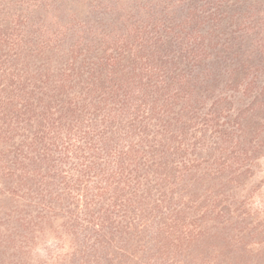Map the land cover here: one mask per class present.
Here are the masks:
<instances>
[{"label":"trees","instance_id":"1","mask_svg":"<svg viewBox=\"0 0 264 264\" xmlns=\"http://www.w3.org/2000/svg\"><path fill=\"white\" fill-rule=\"evenodd\" d=\"M3 31L0 181L9 194L25 200L26 209H34L16 211L24 216L27 233L22 249L30 251L48 237L61 250L70 242L80 264L81 249L90 241L84 264H250L233 257V250L244 251L252 242L248 236H259L263 224L249 223L247 212L223 193L221 202L212 201L210 191L197 192L203 173H197L200 157L189 152L194 144L183 123L189 117L170 121L171 106L159 103L164 81L153 84L155 77L126 73L122 55L97 64L92 58L82 61L85 69L58 66V76L46 68L52 60L45 57L35 74L24 65L35 59L20 55L26 48L21 36ZM105 69L112 70L103 81ZM70 171L77 177H69ZM55 219L64 221L60 229L52 226ZM211 224L231 230L223 246L207 253L203 244L213 238H208ZM48 250L51 259L64 261Z\"/></svg>","mask_w":264,"mask_h":264},{"label":"rangeland","instance_id":"2","mask_svg":"<svg viewBox=\"0 0 264 264\" xmlns=\"http://www.w3.org/2000/svg\"><path fill=\"white\" fill-rule=\"evenodd\" d=\"M1 30L21 36L26 48L20 55L35 59L24 61L33 73L45 57L52 60L46 68L58 76V66L85 69L82 61L88 64L92 58L97 64L122 55L126 73L155 77L153 84L164 81L159 103L171 106L170 121L185 113L189 117L183 122L187 140L194 144L189 152L200 157L197 173H203L197 192L210 191L212 201L221 202L223 193L247 212L249 223L257 228L263 224L259 236L249 235L252 242L244 251L233 250V257L264 264V0H0ZM111 70H104L103 81ZM25 205L0 181V264H49L55 261L49 248L65 258L58 264H80L75 249L62 253L48 237L30 251L22 249L27 233L21 227L24 216L16 211ZM63 223L55 219L52 226L60 229ZM211 228L208 238H213L203 244L207 253L223 246L231 230L216 224ZM78 235L85 240L83 232ZM93 242L81 249L83 264ZM145 245L151 250L150 243Z\"/></svg>","mask_w":264,"mask_h":264},{"label":"clouds","instance_id":"3","mask_svg":"<svg viewBox=\"0 0 264 264\" xmlns=\"http://www.w3.org/2000/svg\"><path fill=\"white\" fill-rule=\"evenodd\" d=\"M62 253H67L69 251H71V246H70V242L65 244V247L61 250ZM43 250L42 249H37V253L42 254ZM49 264H58L57 261H51L49 262Z\"/></svg>","mask_w":264,"mask_h":264}]
</instances>
